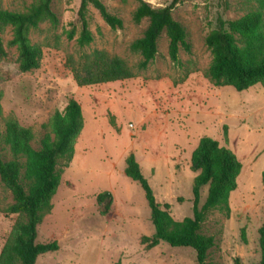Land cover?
Returning <instances> with one entry per match:
<instances>
[{
    "label": "rangeland",
    "instance_id": "rangeland-1",
    "mask_svg": "<svg viewBox=\"0 0 264 264\" xmlns=\"http://www.w3.org/2000/svg\"><path fill=\"white\" fill-rule=\"evenodd\" d=\"M124 26L112 29L99 11L89 6L88 21L93 42L81 47L67 31L75 21L81 0H53L58 25L49 21L32 29L30 40L41 47L43 58L37 70L19 69L18 50L9 46L10 27L2 32L8 55L0 59V154L12 155L3 142L6 124L17 122L34 135L39 148L52 135L51 118L64 113L72 99L82 107L84 128L75 144L69 165L61 160V183L52 199V210L38 227L37 242L56 241L57 251L39 256L37 264H198L192 248H173L161 243L148 248L142 237L155 228L151 211L139 184L125 176L126 159L134 153L157 201L170 205L177 221L194 215V180L191 156L202 137L217 140L234 151L243 165L237 189L229 199L230 212L217 209L205 213L200 233L213 237L211 264H259L262 257L259 229L264 223V88L254 86L238 92L216 87L207 76L212 54L207 36L218 20L242 17L256 0H181L173 17L186 31L179 63L169 55L164 32L158 54L146 70H139L140 54L131 45L143 37L149 20L134 21V13L145 1L163 8L173 0H101ZM33 0H0V7L25 12ZM106 51L133 67L132 79L80 87L70 57L80 63L86 55ZM110 191L114 203L101 215L96 201ZM208 194L201 190L199 210ZM15 203L12 191L0 177V255L16 231L19 215L8 213Z\"/></svg>",
    "mask_w": 264,
    "mask_h": 264
},
{
    "label": "trees",
    "instance_id": "trees-1",
    "mask_svg": "<svg viewBox=\"0 0 264 264\" xmlns=\"http://www.w3.org/2000/svg\"><path fill=\"white\" fill-rule=\"evenodd\" d=\"M33 1V5L25 12L0 7V59L8 55L1 34L10 27L13 38L8 45L17 48L19 69L24 73L39 69L43 58L41 47L33 45L30 40L31 30L38 28L44 21L54 26L59 23L58 16L52 10L53 0ZM180 2L173 0L166 7L154 8L141 1L134 13V21L141 23L148 19L149 26L143 37L131 45V50L142 57L139 70H146L157 57L158 43L164 32L169 38L172 62L179 63L182 47L190 51L185 28L173 17V10ZM91 5L112 29L124 26L123 20L111 14L101 0H81L77 17L67 31L68 39L76 38L81 47L90 45L94 40L87 17ZM206 45L212 54L207 76L216 87H232L238 92L258 85L264 88V0H256V6L240 18H220L217 29L207 36ZM68 65L80 87L125 81L136 76L135 69L127 61L111 56L106 51L97 50L86 55L80 63L70 57ZM50 127L53 136L46 135L36 149L32 144L34 135L30 129L21 127L17 122L6 124L3 142L12 159L5 160L0 154V177L12 191L15 200L8 213L19 215V220L15 233L1 252L0 264H37L39 256L59 248L56 241L38 243V227L44 216L51 212L52 199L61 183L59 162L65 160L69 165L75 155V144L84 128L81 104L72 99L64 113L54 114ZM242 168L234 151L221 146L211 137H202L191 156V169L198 173L193 186L194 215L177 221L170 213V205L157 201L135 154L131 153L126 159L124 173L144 191L155 228L151 237H142L143 243L148 248H155L161 243L173 248H192L196 252L198 264H211L207 259L215 245L214 238L200 233L205 213L214 209L230 212V195L237 189ZM204 187H208V194L199 210ZM96 201L101 215H107L112 209L114 196L106 191L100 193ZM259 234L262 250L259 264H264V223ZM235 264H242L241 259L236 258Z\"/></svg>",
    "mask_w": 264,
    "mask_h": 264
}]
</instances>
